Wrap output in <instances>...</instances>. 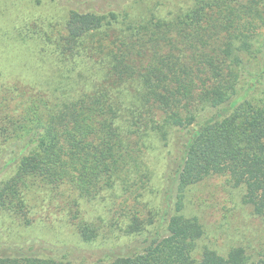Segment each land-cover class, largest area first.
Segmentation results:
<instances>
[{
    "label": "trees",
    "instance_id": "1",
    "mask_svg": "<svg viewBox=\"0 0 264 264\" xmlns=\"http://www.w3.org/2000/svg\"><path fill=\"white\" fill-rule=\"evenodd\" d=\"M108 3L0 28V224L61 222L82 256L135 251L26 244L0 264H264V0ZM240 204L260 244H201L221 245Z\"/></svg>",
    "mask_w": 264,
    "mask_h": 264
},
{
    "label": "rangeland",
    "instance_id": "2",
    "mask_svg": "<svg viewBox=\"0 0 264 264\" xmlns=\"http://www.w3.org/2000/svg\"><path fill=\"white\" fill-rule=\"evenodd\" d=\"M125 1V0H123ZM150 3H157L159 0H149ZM162 1V10L169 8L176 9L177 5L186 3L188 0H161ZM113 5V7H115ZM143 5H146L144 2ZM77 8L81 10H97V11H105L109 8L108 0H1L0 2V28L7 26L9 27L12 23H14L15 19L18 17H26L31 16L33 18H41L43 16H55L60 17L63 14V8ZM3 33L0 32V37ZM1 39V38H0ZM0 50L1 44H0ZM4 54V53H3ZM181 154V146L177 144V152L173 154L170 158V166L169 173L167 174V181L165 183L164 190L166 195L168 196L172 192V186L174 182V170L177 164L179 163V157ZM210 184H205L202 186V189H213L214 187H219L221 182L225 181V177L218 176L216 179L210 180ZM216 183V184H215ZM212 199L208 203H211ZM248 206L239 205L240 212H236V216L233 218L232 222L228 224L230 226L229 231L231 234L225 236L221 245L213 244L208 238H202L200 243L206 244L211 247L218 249L220 252H225L226 247L234 243L236 238L237 243H245L249 245H253L257 247L262 239V233L259 232L260 228L263 226L262 223L258 219L251 225L250 220L254 218H250L247 216ZM204 210V209H203ZM201 217V220L205 224L206 231L209 229L212 231V235H217L216 232V223L213 219L209 218L205 212L201 210H195ZM241 212H244L243 214ZM240 213V214H239ZM203 216V218H202ZM205 216V217H204ZM47 221V220H46ZM3 230H0V237L3 240H0V251L5 255H26L25 253L29 252L26 248V244H29L31 249L40 255H50L56 258L63 257L64 259H72V260H86V261H94L98 258H107V260H111L116 258L118 255H127L131 252H134V246H128L125 240H122L123 244L119 245L117 249L113 252L105 254L104 252H99L96 254H91L88 256H82V253L90 252L89 244H79L78 239L71 234V229L67 225H61V222L56 223V225L52 226V230L49 232L44 227H38L37 224H33L31 226H20L18 227L16 224L11 226L3 225ZM250 228H253L257 233L252 234L251 236H246L248 232H250ZM232 235L234 238H232ZM213 238V236H212ZM45 239V240H44ZM43 240L44 242H40ZM62 242H68L70 247H78L79 255H70L68 253L67 258H65V250L66 246L62 245ZM251 243V244H250ZM258 244V245H257ZM135 245V244H133ZM21 249V250H16ZM81 253V254H80ZM28 254V253H27ZM117 255V256H116ZM253 258V257H252Z\"/></svg>",
    "mask_w": 264,
    "mask_h": 264
}]
</instances>
